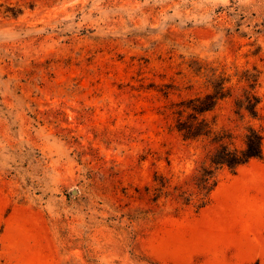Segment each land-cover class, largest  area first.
Listing matches in <instances>:
<instances>
[{
	"label": "rangeland",
	"instance_id": "374dc122",
	"mask_svg": "<svg viewBox=\"0 0 264 264\" xmlns=\"http://www.w3.org/2000/svg\"><path fill=\"white\" fill-rule=\"evenodd\" d=\"M263 196L264 0H0V264H264Z\"/></svg>",
	"mask_w": 264,
	"mask_h": 264
},
{
	"label": "trees",
	"instance_id": "16d2710c",
	"mask_svg": "<svg viewBox=\"0 0 264 264\" xmlns=\"http://www.w3.org/2000/svg\"><path fill=\"white\" fill-rule=\"evenodd\" d=\"M224 78H220L214 85V92L209 95H205L203 98H195L190 101L189 108L192 109L194 115L191 121H184L177 124V130L183 133L184 138H194L203 133L206 129L204 120H198L197 115H200L208 110H211L216 101L220 98L227 97L228 91L223 90ZM250 90H245L244 96L235 101L237 105V112L241 110L247 112L249 117H257V105L259 103V97L252 91L254 82L248 80ZM262 157V135L261 132L254 126L250 125L246 128L244 135V147L241 149L229 148L226 145H221L213 153L211 157V165L213 168L219 166H227L229 169L234 170L237 166L248 162L252 158ZM212 169H204L201 174L202 182L200 190H204V195L212 189L215 185V181L212 184H208L211 179Z\"/></svg>",
	"mask_w": 264,
	"mask_h": 264
},
{
	"label": "crops",
	"instance_id": "0c3cea01",
	"mask_svg": "<svg viewBox=\"0 0 264 264\" xmlns=\"http://www.w3.org/2000/svg\"><path fill=\"white\" fill-rule=\"evenodd\" d=\"M253 215L256 219V222L259 223V225L256 227V230L258 231V235L261 239H264V196L262 198V201L257 205V208L253 211ZM250 254L253 255V257L248 258V261L260 258L264 259V245L261 248H256L254 244L250 246Z\"/></svg>",
	"mask_w": 264,
	"mask_h": 264
}]
</instances>
